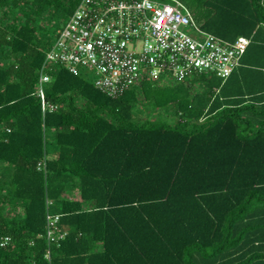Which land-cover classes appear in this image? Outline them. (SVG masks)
<instances>
[{"label": "trees", "instance_id": "1", "mask_svg": "<svg viewBox=\"0 0 264 264\" xmlns=\"http://www.w3.org/2000/svg\"><path fill=\"white\" fill-rule=\"evenodd\" d=\"M79 1L0 0V264H264V0H180L250 39L228 77L112 97L52 63L44 111L40 68Z\"/></svg>", "mask_w": 264, "mask_h": 264}, {"label": "built area", "instance_id": "2", "mask_svg": "<svg viewBox=\"0 0 264 264\" xmlns=\"http://www.w3.org/2000/svg\"><path fill=\"white\" fill-rule=\"evenodd\" d=\"M249 41L240 35L229 42L201 29L180 0H80L46 53L37 93L43 110L52 109L44 89L52 63L75 74L82 67L93 68L95 85L112 97L145 79L182 81L194 73L226 78ZM46 218L48 241L64 238L60 214L48 210ZM10 241V235L1 236L0 247Z\"/></svg>", "mask_w": 264, "mask_h": 264}, {"label": "rangeland", "instance_id": "3", "mask_svg": "<svg viewBox=\"0 0 264 264\" xmlns=\"http://www.w3.org/2000/svg\"><path fill=\"white\" fill-rule=\"evenodd\" d=\"M81 70H82L81 75H83L84 77H86L88 80H90L92 82L95 81L96 72H95V70L93 68H90V67H82Z\"/></svg>", "mask_w": 264, "mask_h": 264}, {"label": "crops", "instance_id": "4", "mask_svg": "<svg viewBox=\"0 0 264 264\" xmlns=\"http://www.w3.org/2000/svg\"><path fill=\"white\" fill-rule=\"evenodd\" d=\"M244 55V54H243ZM245 57V56H244ZM242 58L243 56L241 57L240 59V64L237 65V67L235 68V70L237 71L238 69L240 70L241 69V66H243L244 62H242Z\"/></svg>", "mask_w": 264, "mask_h": 264}]
</instances>
